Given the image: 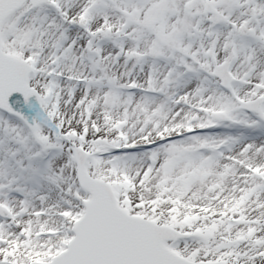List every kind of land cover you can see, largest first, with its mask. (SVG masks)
<instances>
[{
  "label": "snow or ice",
  "instance_id": "obj_1",
  "mask_svg": "<svg viewBox=\"0 0 264 264\" xmlns=\"http://www.w3.org/2000/svg\"><path fill=\"white\" fill-rule=\"evenodd\" d=\"M0 264H264V0H0Z\"/></svg>",
  "mask_w": 264,
  "mask_h": 264
}]
</instances>
